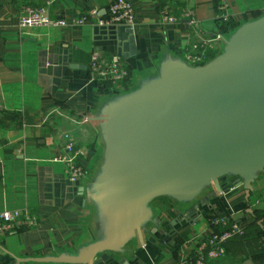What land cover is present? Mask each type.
<instances>
[{"label": "crops", "instance_id": "crops-1", "mask_svg": "<svg viewBox=\"0 0 264 264\" xmlns=\"http://www.w3.org/2000/svg\"><path fill=\"white\" fill-rule=\"evenodd\" d=\"M129 1L136 13L133 33L127 26H99L113 0H0V212L26 209L37 218L35 226L0 237V264H54L17 259L77 255L104 239L106 218L93 189L105 162L98 118L106 105L158 76L163 62L187 63L186 55L200 39L214 40L208 56L221 54L232 34L217 20L224 1L235 30L264 16V0ZM43 6L51 19L68 26L20 30L22 15ZM165 8L178 18L192 12L200 32L188 18L166 23ZM84 16L87 22L78 25ZM93 52L119 57L129 79L113 87L93 78ZM66 134L86 169L79 184L71 183L64 166L53 161ZM257 180L249 203L243 187L227 194L206 188L190 205L168 197L154 200V218L160 223L148 225L144 244L138 239L123 254H110L109 264H180L211 235L213 216L230 217L245 236L230 241L225 257L211 264H264V237L259 242L254 236L255 227L261 234L264 226V180ZM258 213L262 222L255 221Z\"/></svg>", "mask_w": 264, "mask_h": 264}, {"label": "water", "instance_id": "water-1", "mask_svg": "<svg viewBox=\"0 0 264 264\" xmlns=\"http://www.w3.org/2000/svg\"><path fill=\"white\" fill-rule=\"evenodd\" d=\"M98 120L106 152L93 194L104 239L77 255L18 263L109 264L110 254L144 244L148 225L160 223L158 198L190 205L206 188L227 194L235 185L249 203L264 174V16L240 26L203 66L163 62L158 76L108 103Z\"/></svg>", "mask_w": 264, "mask_h": 264}, {"label": "built area", "instance_id": "built-area-1", "mask_svg": "<svg viewBox=\"0 0 264 264\" xmlns=\"http://www.w3.org/2000/svg\"><path fill=\"white\" fill-rule=\"evenodd\" d=\"M227 3L224 1L219 7L217 20L228 23L230 15L227 12ZM169 8L163 12V20L166 23L177 24L181 19L188 18L191 24L198 29L197 22L192 17V12L186 11L181 18L169 15ZM92 16L95 13L91 14ZM135 8L129 0H113L108 8L107 18L99 21L100 27L127 26L133 30L135 25ZM87 17H81L76 23L83 25ZM65 21L51 19L46 6L28 9L19 20L20 30L32 28H63L67 27ZM200 32V31H199ZM214 40L206 37L195 42L190 53L186 55L187 65L200 67L208 62L209 51L214 50ZM90 71L93 78L103 81L113 87L124 84L130 76L129 70L117 56L106 57L102 52H93L91 55ZM64 166L68 180L73 184H79L86 176V169L80 160V151L70 134L65 135V144L59 155L54 160ZM237 186L231 185L229 192L235 191ZM37 224V218L29 210H12L0 212V237H4L13 231H22ZM209 227L211 235L198 242L184 257L180 264H211L220 261L226 255V245L237 238L245 236V230L232 222L230 217L213 216L210 218Z\"/></svg>", "mask_w": 264, "mask_h": 264}, {"label": "trees", "instance_id": "trees-1", "mask_svg": "<svg viewBox=\"0 0 264 264\" xmlns=\"http://www.w3.org/2000/svg\"><path fill=\"white\" fill-rule=\"evenodd\" d=\"M259 19V18H258ZM257 20V19H256ZM223 28H225V30H229V31H231V33H234L236 30H235V27H233L232 25H231V22L229 21L228 23H224L223 24ZM216 57V53H212V54H209V56H208V61H211V60H213L214 58ZM164 198V197H163ZM261 216H262V214H261ZM260 216V214L258 213V214H256V216H255V218H257L256 219V222H258L259 221V217H261ZM258 227V226H257ZM263 231H262V233L260 234V233H258V235H259V238L261 237H264V226H263V229H262ZM258 231H259V229H258ZM258 238V237H257ZM261 247V246H260Z\"/></svg>", "mask_w": 264, "mask_h": 264}, {"label": "rangeland", "instance_id": "rangeland-1", "mask_svg": "<svg viewBox=\"0 0 264 264\" xmlns=\"http://www.w3.org/2000/svg\"><path fill=\"white\" fill-rule=\"evenodd\" d=\"M233 34V33H232ZM232 34H230L229 36H228V38L232 35ZM223 52V51H222ZM258 180H260V179H263L264 180V174L263 173H261V174H258V178H257ZM257 180V181H258ZM166 199H170V198H166ZM157 200V199H156ZM172 200V199H171ZM259 200H257V201H255V203L256 202H258ZM156 201H154L153 203H155ZM254 203V204H255ZM257 205H258V203H257ZM251 209H253V207L251 206ZM254 210V209H253ZM260 214V213H259ZM260 216H261V214H260ZM256 219L257 218H255V221H256ZM259 221L260 222H262L261 221V217H259ZM255 228H257V231H256V233H254V236H255V238H256V235H257V239H258V241L260 242V239H259V235H258V233H260L259 231H258V227L256 226ZM247 238V237H246ZM257 243V242H256ZM258 245V244H257ZM260 246H261V243H260ZM259 247V246H258ZM262 247H264V244L262 245ZM264 249V248H263ZM264 252V251H263Z\"/></svg>", "mask_w": 264, "mask_h": 264}, {"label": "flooded vegetation", "instance_id": "flooded-vegetation-1", "mask_svg": "<svg viewBox=\"0 0 264 264\" xmlns=\"http://www.w3.org/2000/svg\"><path fill=\"white\" fill-rule=\"evenodd\" d=\"M229 180H231V178H229Z\"/></svg>", "mask_w": 264, "mask_h": 264}]
</instances>
